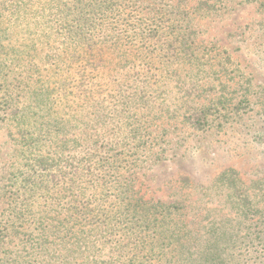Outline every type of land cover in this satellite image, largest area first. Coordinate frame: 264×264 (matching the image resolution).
Wrapping results in <instances>:
<instances>
[{"label": "rangeland", "instance_id": "obj_1", "mask_svg": "<svg viewBox=\"0 0 264 264\" xmlns=\"http://www.w3.org/2000/svg\"><path fill=\"white\" fill-rule=\"evenodd\" d=\"M46 1L0 0V264H260L264 0H136L156 35L81 47Z\"/></svg>", "mask_w": 264, "mask_h": 264}, {"label": "trees", "instance_id": "obj_2", "mask_svg": "<svg viewBox=\"0 0 264 264\" xmlns=\"http://www.w3.org/2000/svg\"><path fill=\"white\" fill-rule=\"evenodd\" d=\"M45 3L48 5L46 8L50 9L51 14L54 16V25L57 24L58 29L66 36L70 46L78 45L77 47H81L84 44L92 46L95 43H109L114 39L116 29L126 33L129 30L137 29L141 34L146 30L147 33L153 32L156 35L159 28L157 25H143L140 23L146 15L140 11L138 12L136 0H47ZM133 13L140 15L136 17L137 20L132 19ZM118 23L120 26L117 25ZM95 36L97 39L94 40ZM139 40L143 42V39ZM100 146L105 148V146ZM110 152L104 151L102 154H96L91 160L86 161L88 164L87 170L90 173L87 177L91 184L95 183V172H105L110 166L114 158L112 151ZM228 173L230 171L222 172L216 181L222 184L229 183ZM72 178L73 176L63 184L64 187H67L66 190L69 193L73 192L72 185L74 183ZM114 184L117 187V184L120 183L116 181ZM57 185H60V183L55 184V189L58 188ZM122 192H127V190L124 189ZM123 193H120V195ZM67 194L68 192L64 193V195ZM227 197L229 198V195ZM124 198H127V196ZM240 200L242 201V199ZM92 206L96 209H105L102 201H97ZM262 232L264 233V230ZM262 245H264V242ZM260 264H264V259L260 260Z\"/></svg>", "mask_w": 264, "mask_h": 264}]
</instances>
